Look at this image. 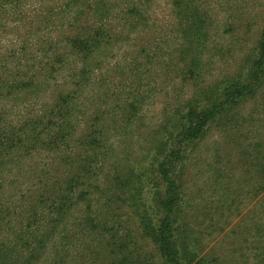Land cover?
<instances>
[{
  "label": "trees",
  "instance_id": "16d2710c",
  "mask_svg": "<svg viewBox=\"0 0 264 264\" xmlns=\"http://www.w3.org/2000/svg\"><path fill=\"white\" fill-rule=\"evenodd\" d=\"M114 1L115 4L110 0H39V7L32 11L31 16L28 14L31 10L23 7L26 3L32 5L31 0H0V29L6 26L5 12H11L10 18L28 19L24 20L25 28L41 31L38 39L30 41L27 35L25 40L18 37L13 39L12 47L4 49L2 57L27 56L26 69L29 70L16 71L14 64L10 67V63L2 65L0 57V95L12 96L17 87L34 88L41 80L53 86L50 99L56 101L51 105L50 115H47L46 105L42 104L39 107L41 114L36 116L39 108L29 104V115L20 122L18 129L4 124V119L3 124L0 123V264H148L149 257L140 253L135 237H131L135 228L128 225V220L136 226L134 212L133 219L130 213H121V209L125 208L122 200L124 187L130 182L132 174L136 176L141 172L140 167L115 154L122 148V143L110 142L104 134L108 123L103 125L107 121L108 110L124 119L129 112L125 111V106L128 109L136 107L127 98L121 103L116 101L118 90L109 87L110 77L104 65L105 62L109 64L107 59L118 46L116 44L122 42L120 36L125 35L124 32L134 34L132 40L148 38L135 49L138 58L152 61L163 53L155 49L158 42L153 40L154 47L150 43L149 37L156 39L157 34V25L151 20L153 7L150 3L145 0ZM100 4L104 9H99ZM202 5L201 0H171L172 13L178 16L177 24L182 31L181 42L176 45L182 62L179 72L191 70L192 63L197 65L203 61L196 53L199 45H205L208 34V13L202 12ZM116 28L122 29L121 35L113 34ZM54 34H59V37L55 38ZM253 50L249 57L248 81L240 76L234 83L218 86L215 92L225 94L227 99L219 105L214 104L211 110L199 113L200 125L214 119L230 101L255 93L264 75V33ZM170 57L166 65L176 66L173 61L176 55ZM63 71L66 74H61ZM120 76H124L123 71ZM59 79L62 89L59 88ZM92 81L97 84H90ZM89 87L92 95L103 98L97 100V112L88 116L85 126L78 123L76 127L75 123L80 118L76 117V122L72 124L73 103L83 92L81 90ZM137 101L140 105L141 101ZM7 114V109L0 110V119ZM48 123L54 130L51 135L46 130ZM78 126L83 127L80 135L66 130L67 127L75 130ZM194 131L196 133L192 137L185 136L183 140L198 142L206 132L203 126L200 133L199 129ZM258 135L253 140L245 138L252 145V163L245 168H254L256 172L252 178L262 185L264 166L258 165L256 156L263 145L258 141L264 140V137L257 138ZM41 150L47 157H41L44 153L36 155ZM14 152L16 154L12 155ZM168 160L169 156L165 157L162 168L168 165ZM7 162L14 168L17 165L20 168L27 166L31 176L19 183V195L13 191L9 196L10 200L14 198V205L7 202V197L3 199L8 194L4 188L11 184L4 176ZM8 171L13 172L11 168ZM162 180L168 184L163 197L164 216L159 223L152 217L139 214L137 229L142 235L139 237L150 239L155 244L161 252L163 264H190V257L184 255V249L175 244L178 228L185 237L190 232L193 234L190 225L181 220L185 212L184 201L177 207L173 203L172 191L183 193L166 171ZM259 204L263 211L261 215L259 213L254 231L261 238L264 236V203ZM177 211L179 219L171 220ZM195 255L198 256V253ZM198 263L207 264L204 255L198 257Z\"/></svg>",
  "mask_w": 264,
  "mask_h": 264
},
{
  "label": "rangeland",
  "instance_id": "374dc122",
  "mask_svg": "<svg viewBox=\"0 0 264 264\" xmlns=\"http://www.w3.org/2000/svg\"><path fill=\"white\" fill-rule=\"evenodd\" d=\"M145 1L153 7L151 20L157 25L156 39L151 40L150 36V43L154 47L158 42L155 49L163 54L152 61L138 58L134 51L148 38L140 40L137 37V40H132L134 34L124 32L125 35L120 36L122 42L116 44L118 46L107 59L109 64L105 62L104 65L110 77L109 87L118 90L116 101L121 103L127 98L136 107L135 111L125 106V111L127 109L129 112L124 119L108 110L107 121L103 124L107 126L108 123L104 134L110 142L122 143V148L115 154L131 160L133 165H139L141 171L136 176L131 175L130 182L122 192L125 208L121 209V213H130L133 219L134 212L136 226L127 219L128 225L136 229H132L131 237H135L140 253L149 257L146 263L163 264L161 252L150 239L139 237L142 235L137 226L139 214L161 223L165 211L163 197L168 187L167 182L162 180L163 172L166 171L183 193L172 191L174 207L184 201L185 212L181 220L189 224L193 231V234L190 232L185 237L178 228L175 237V244L184 249V255L190 257V264H197L200 255H204L207 264H264V236L259 238L254 231L259 213L261 215L263 211L259 203H264V183L259 185L257 179L252 178L256 172L254 168H245L252 163V145L245 138L253 140L257 133V138L264 137V75L254 94L230 101L214 119L205 124L198 123L201 119L199 113L209 111L214 104L219 105L227 99L225 94L215 92L218 86L234 83L240 76L248 81L251 65L249 57L264 33V0H201L202 12L208 13V34L205 45H199L196 53L200 54L203 61L197 65L192 63L191 70L182 72H179L182 69L181 58L176 52L182 31L177 24L178 16L172 13L171 0ZM31 2L32 5L26 3L23 7L31 10L28 14L32 16V11L38 9L40 2ZM110 2L116 3L114 0ZM99 9H104L101 4ZM10 14L5 12L6 26L0 29L1 62L4 63L2 65L10 63V67L14 64L16 71H28L25 62L27 56L19 54L16 57H2V53H5L4 49L13 46V39L19 37L25 40V35L30 41L38 39L41 31L25 28L24 20L28 19L10 18ZM122 29L116 28L113 34L121 35ZM54 36L58 38L59 34ZM171 55H176V60H173L176 66L168 67L166 62ZM121 71L124 76H120ZM58 83L62 89L61 79ZM90 84L95 85L97 82L92 81ZM116 86L119 87L115 89ZM52 89L49 83L39 80L34 88L17 87L12 96L0 95V110L8 111L0 123L3 124L4 119V124L8 123L10 128L18 129L20 122L25 121L29 115V104L35 108L46 105L47 115H50L51 105L56 102L50 99ZM85 89L81 90L83 92L73 103L75 112L72 114V124L76 122V117L80 118L75 123L76 127L78 123H87L88 116L97 112V100L103 98L92 95L90 87ZM94 90L98 92L97 88ZM137 100L141 101L140 105ZM79 107L82 109L77 112ZM39 111L40 108L36 110ZM202 126L206 132L198 142L183 140L185 136L192 137L196 129L200 133ZM46 127L48 134H53L54 130L49 123ZM68 128L67 131L77 135L83 130L80 126L75 130ZM258 142L263 145L258 149L256 158L259 159L258 165L263 167L264 140ZM43 153L44 150H41L36 155ZM168 156V165L162 168L161 163ZM41 157L47 155L44 153ZM4 167H7L4 176L11 184L5 188L3 184L2 187L8 193L3 199L7 197V202L14 205V198L10 200L9 196L13 191L19 195L20 184L31 178L30 170L27 166L20 168V165L14 168L8 162ZM9 168L12 173L7 172ZM176 218L179 219L178 211L171 220Z\"/></svg>",
  "mask_w": 264,
  "mask_h": 264
}]
</instances>
